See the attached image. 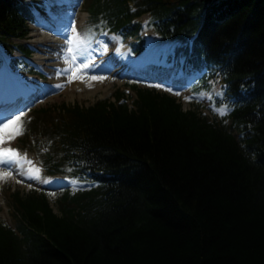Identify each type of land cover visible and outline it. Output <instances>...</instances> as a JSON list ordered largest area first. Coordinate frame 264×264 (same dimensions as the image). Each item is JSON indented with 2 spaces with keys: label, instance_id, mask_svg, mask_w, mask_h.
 Segmentation results:
<instances>
[{
  "label": "trees",
  "instance_id": "trees-1",
  "mask_svg": "<svg viewBox=\"0 0 264 264\" xmlns=\"http://www.w3.org/2000/svg\"><path fill=\"white\" fill-rule=\"evenodd\" d=\"M91 10L126 33L144 12L165 37L199 32L211 77L248 92L234 115L244 145L155 89L139 88L133 111L68 108L47 171L98 172L102 184L64 192L58 212L40 192L12 194L22 235L0 220V264H264V0H93ZM27 13L0 0L6 42L25 36Z\"/></svg>",
  "mask_w": 264,
  "mask_h": 264
},
{
  "label": "rangeland",
  "instance_id": "rangeland-1",
  "mask_svg": "<svg viewBox=\"0 0 264 264\" xmlns=\"http://www.w3.org/2000/svg\"><path fill=\"white\" fill-rule=\"evenodd\" d=\"M45 1H48V0H45ZM58 1L60 2L62 0H58ZM78 6H79V9L77 10L74 16L76 20H80L79 15L81 14H83L84 16H88L86 12L87 5L85 4V1L81 0ZM148 18H149L148 15H146L142 19L148 20ZM110 35H114V34H110ZM110 35H107V36H110ZM117 36L118 35H115L113 38L105 39L103 43L100 44L102 51L106 48L110 49L114 41V43L118 46V48L123 50L121 57L122 56L130 57V55L127 52L128 44H126L125 41L122 42L121 39L118 40L119 36L118 37ZM17 41L22 42L21 40H17ZM25 43L29 44L34 50V54L28 57V61L31 64V66H34L33 63L40 64L42 61L39 59V57L44 56V54L38 53L39 51H35V48H37L38 45L35 42L30 41V40H27ZM119 45L121 47H119ZM158 50H159L158 44L156 42L154 43V45L151 43V45L148 46L145 52L139 55L131 56V57L134 58L138 62L142 61V59H144L145 63L147 61L153 62L154 58H156V54H153V52H157ZM165 51L167 52L168 50H165ZM66 56H67V61L70 60V56L67 53H66ZM155 61H157V59H155ZM98 66L99 65L97 64L96 67ZM139 66H142V64H140ZM34 67L35 69H38L36 66ZM2 71H3V68L0 69V73ZM89 73L90 75L85 76L83 79H77L80 81L76 84L74 82L76 81V79H73L72 83L68 81L69 79L68 78L69 76H67L69 74L68 72H62L60 77L65 76L66 80H62L63 86L58 89H54L53 85L50 84L51 80H55L54 79L55 77L50 76L46 78L45 80H42L36 75L30 74L29 76H27L26 72H24V74L22 75L21 74L18 75L15 78L14 82L17 85H19L20 82H25V81L26 82L35 81L37 83L42 84V90L43 92H47V95L43 98H40L38 100V103L42 104L45 100H49L47 103H44L42 105H55L58 109V108H62L64 104L66 106H70L74 104H79L80 106H83V107L90 106L97 100L104 99V98H112L113 94L115 93L117 89L125 88L124 86H126L127 82L140 81L132 77L123 78L121 76L115 75L112 72H108L107 74H101V72L99 73L97 71H91ZM94 75L104 76L105 79H92V76ZM29 86L33 88L31 84ZM174 92L176 95H178L183 100L184 108H189L190 106H192V104H194L195 101L202 102V103L207 102V98L205 97L202 99H198V97L191 96L192 97L191 99H186L185 95L189 94L188 90H178V91L176 90ZM129 94L133 96L132 92H129ZM217 110L222 114L226 112L225 108L217 109ZM205 111L209 113V110L205 109ZM35 128L38 129V126ZM39 129L42 130L43 128H39ZM7 144H9V142L5 141V143L2 146L6 147ZM17 166L19 167L21 172H25L28 170L26 168L27 164L22 163ZM0 171H11L13 173L11 176H8L10 177L8 180H7L8 177L0 178V218L2 219L6 218L8 220H11L10 213L8 211L7 206L5 205L6 196L4 192L7 190L6 188L7 185L11 186L13 184L14 186H16L15 183H18L20 188L26 191L28 188H30L31 184L22 175H20L16 170H12L9 167L0 165ZM2 187H5L4 191ZM48 190L50 192H54V189L52 188H48Z\"/></svg>",
  "mask_w": 264,
  "mask_h": 264
},
{
  "label": "snow or ice",
  "instance_id": "snow-or-ice-1",
  "mask_svg": "<svg viewBox=\"0 0 264 264\" xmlns=\"http://www.w3.org/2000/svg\"><path fill=\"white\" fill-rule=\"evenodd\" d=\"M72 37L68 40L66 46L67 54L71 58V63L64 69L71 76V79H83L85 76L90 75L89 69L96 67L95 61L88 54V41L82 34L76 29L75 23L71 26ZM92 79H105L104 76H92ZM163 87V85H158ZM60 87V85H56ZM171 91V89H169ZM192 97H186L191 99ZM26 113L19 111L18 114H10L5 116L0 121V165L6 167H12L13 165H20L23 162H27L30 165L29 171H32L37 176L41 172V169L34 165L33 161L27 157L26 154L21 156L18 149L11 147H3L5 141L15 139L17 136L23 134L25 129V117ZM11 171H0V178H6L11 176Z\"/></svg>",
  "mask_w": 264,
  "mask_h": 264
},
{
  "label": "bare ground",
  "instance_id": "bare-ground-1",
  "mask_svg": "<svg viewBox=\"0 0 264 264\" xmlns=\"http://www.w3.org/2000/svg\"><path fill=\"white\" fill-rule=\"evenodd\" d=\"M195 13V8L192 10V14ZM192 15H190L189 17H191ZM198 16V15H197ZM197 16L195 15V18L197 19ZM81 23H82V20H81ZM53 27V26H52ZM199 31H201L202 27L200 26L199 27ZM52 30H54L56 32V35L57 34H60L62 36H65V31H61L60 29L56 28V27H53ZM55 40H60V37L59 38H56V37H50V36H47L46 38L42 39L41 41H38L37 42V45L39 46V49L44 52L46 51V53H50V56L48 58H44V60L47 62V61H51L53 59H56V62H58V65H55L56 66V70H59L58 68L60 67H65V63H68L67 60H62L61 56H54V51L57 49V48H62L63 47V44L62 42H57ZM67 41H65V43H67ZM93 48V47H92ZM118 49V47L115 48V45H113V48L112 50L114 51V54H116V50ZM93 52H95L96 54H98V52L96 50H93ZM217 57H220V55H218ZM115 58V62H116V58H118L117 56L115 55H110V54H107V55H103V57L101 58V60H104V59H107V62L106 63H100L101 67H100V70L102 71H112V70H116V72L118 73H122L123 72V65H122V62H120V60L118 61L119 63H117V65L113 62V63H109V61L113 60ZM98 60L95 61V64H99ZM46 65V64H45ZM96 67L94 68H91V69H95ZM58 74V72H55ZM60 76V75H58ZM61 80V79H60ZM80 80H76L74 81L76 84L79 82Z\"/></svg>",
  "mask_w": 264,
  "mask_h": 264
}]
</instances>
